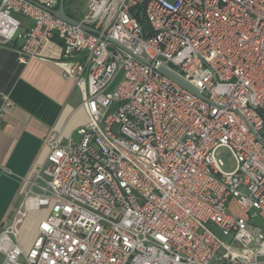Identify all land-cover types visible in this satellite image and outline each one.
<instances>
[{
  "label": "built area",
  "instance_id": "1",
  "mask_svg": "<svg viewBox=\"0 0 264 264\" xmlns=\"http://www.w3.org/2000/svg\"><path fill=\"white\" fill-rule=\"evenodd\" d=\"M57 7L0 0V46L20 41L25 64L58 40L89 117L77 142L50 132L20 178L0 264H264V0H85L79 25Z\"/></svg>",
  "mask_w": 264,
  "mask_h": 264
},
{
  "label": "crops",
  "instance_id": "2",
  "mask_svg": "<svg viewBox=\"0 0 264 264\" xmlns=\"http://www.w3.org/2000/svg\"><path fill=\"white\" fill-rule=\"evenodd\" d=\"M74 14L71 12V18L77 20L82 13L78 18ZM18 19L21 30L29 27L26 18ZM19 45L16 41L0 46V225L4 227L22 201L25 184L20 178L28 176L46 157L45 137L57 132L63 143L77 142V129L89 121L82 105L84 88L61 75L59 41H48L40 54L25 64L18 61ZM2 96L12 102L11 108H2ZM36 227L37 221H30L22 229L25 249L36 237Z\"/></svg>",
  "mask_w": 264,
  "mask_h": 264
},
{
  "label": "rangeland",
  "instance_id": "3",
  "mask_svg": "<svg viewBox=\"0 0 264 264\" xmlns=\"http://www.w3.org/2000/svg\"><path fill=\"white\" fill-rule=\"evenodd\" d=\"M64 8L68 15H71V12H74L75 13L73 15L74 18H78V14L82 13L85 10V0H65ZM117 81L118 79H116L112 87L108 89L107 91L108 94H111L114 91ZM115 108H116L115 105H113L110 111L114 112ZM217 153H218V157L223 162V167H222L223 170L226 172L233 171L235 167V162L230 152L225 148H220L217 151ZM40 217H41V213L39 212L38 214L31 215L28 220H32L34 222V221H37V219H39ZM255 221L260 224H263V221L259 219L258 217L255 218Z\"/></svg>",
  "mask_w": 264,
  "mask_h": 264
},
{
  "label": "water",
  "instance_id": "4",
  "mask_svg": "<svg viewBox=\"0 0 264 264\" xmlns=\"http://www.w3.org/2000/svg\"><path fill=\"white\" fill-rule=\"evenodd\" d=\"M55 15L67 23H70L72 25H79V23L76 20L71 18L64 11V0H58V7H57V10L55 11ZM80 27L84 30L90 31L92 33H96L95 30H93L89 27H86L84 25H80ZM159 72L162 75H164L165 77H167L169 80H171L172 82H174L175 84L180 86L181 88L190 92L191 94H193L199 98H204V96L202 94H200L198 89H196L194 86L189 84L187 81H185L182 77H180L178 74H176L175 72H173L169 68L161 67V68H159Z\"/></svg>",
  "mask_w": 264,
  "mask_h": 264
},
{
  "label": "trees",
  "instance_id": "5",
  "mask_svg": "<svg viewBox=\"0 0 264 264\" xmlns=\"http://www.w3.org/2000/svg\"><path fill=\"white\" fill-rule=\"evenodd\" d=\"M64 3H65V0H64ZM70 17H72L71 15H69Z\"/></svg>",
  "mask_w": 264,
  "mask_h": 264
}]
</instances>
